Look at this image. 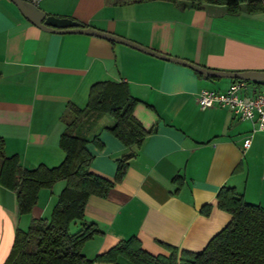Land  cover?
Listing matches in <instances>:
<instances>
[{"label":"crops","instance_id":"0c3cea01","mask_svg":"<svg viewBox=\"0 0 264 264\" xmlns=\"http://www.w3.org/2000/svg\"><path fill=\"white\" fill-rule=\"evenodd\" d=\"M37 7L208 70L264 72V10L245 4L233 13L225 5L196 8L184 0H41ZM106 82L127 85L140 101L134 116L156 131L137 150L107 130L115 124L108 115H92L85 125L87 138L97 137L102 146H87L95 175L114 181L117 160L133 155L107 197L88 199L83 222L101 232L83 249L88 259L131 238L154 256H167V247L201 253L232 221L218 208L225 186L264 209V132L244 150L252 124L229 109L202 111L198 105L201 90L226 92L234 80L203 78L105 39L42 31L11 1L0 0V137L8 157L17 155L28 170L59 166L68 105L84 108L91 88ZM261 89L249 83L242 96ZM64 188L60 182L40 191L32 212L20 215L15 193L0 186V264L8 263L16 231L49 219ZM81 228L75 222L70 232ZM117 263L132 264L124 258Z\"/></svg>","mask_w":264,"mask_h":264},{"label":"trees","instance_id":"16d2710c","mask_svg":"<svg viewBox=\"0 0 264 264\" xmlns=\"http://www.w3.org/2000/svg\"><path fill=\"white\" fill-rule=\"evenodd\" d=\"M163 1L175 3L178 0ZM184 1H190L196 8L204 4L225 5L232 13L244 4L250 11L264 10V0ZM139 103L127 85L107 82L91 88L84 108L70 103L62 117L66 128L60 138L65 157L54 168L40 165L33 170L24 169L17 155H6L5 142L0 137V186L15 193L20 215L32 212L40 191L52 190L56 184L65 183L49 219L34 220L27 232L16 231L7 264H118L119 258L132 264H264V209L249 204L243 194L226 186L217 194L218 208L230 214L232 221L201 253L180 252L167 247V256H154L142 248L137 238H131L93 260L83 254L86 244L101 234L94 224L83 222L88 199L91 196L107 197L123 181L133 158L128 155L117 160L114 181L95 175L91 172L94 158L87 146L91 143L102 146L97 137L88 139L83 129L91 114L96 119L108 115L115 124L107 130L126 147L140 150L156 130L147 131L134 116ZM209 213L210 207L202 209V214ZM75 222H81L82 228L72 234L70 228Z\"/></svg>","mask_w":264,"mask_h":264},{"label":"water","instance_id":"95a60500","mask_svg":"<svg viewBox=\"0 0 264 264\" xmlns=\"http://www.w3.org/2000/svg\"><path fill=\"white\" fill-rule=\"evenodd\" d=\"M11 1L22 13L31 24L41 29L42 31L54 34H82L92 37L108 40L113 43L121 44L132 49L138 50L152 57L178 64L190 68L197 74L203 75L212 79H230L234 81H244L253 84H264V72H220L208 70L196 64L180 60L178 58L169 57L160 54L154 50L143 47L132 41L120 38L118 36L98 31L94 28H87L81 23L75 22L70 19L57 18L55 16H48L44 11L40 10L37 6L29 3L27 0H9Z\"/></svg>","mask_w":264,"mask_h":264},{"label":"built area","instance_id":"2783aa9c","mask_svg":"<svg viewBox=\"0 0 264 264\" xmlns=\"http://www.w3.org/2000/svg\"><path fill=\"white\" fill-rule=\"evenodd\" d=\"M37 6L41 0H27ZM247 82H235L226 92L201 90L198 105L202 111L215 107L226 108L240 120L252 124L251 136L244 141L243 148L248 150L252 145V137L264 132V84L261 91L253 97L242 96L248 87Z\"/></svg>","mask_w":264,"mask_h":264},{"label":"rangeland","instance_id":"374dc122","mask_svg":"<svg viewBox=\"0 0 264 264\" xmlns=\"http://www.w3.org/2000/svg\"><path fill=\"white\" fill-rule=\"evenodd\" d=\"M91 116H92V114H91ZM95 116V115H94ZM0 164H1V160H0ZM74 231V230H73Z\"/></svg>","mask_w":264,"mask_h":264}]
</instances>
